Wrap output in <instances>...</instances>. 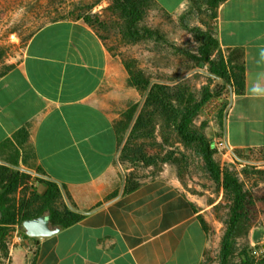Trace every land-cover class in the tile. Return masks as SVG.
<instances>
[{"label": "crops", "instance_id": "crops-1", "mask_svg": "<svg viewBox=\"0 0 264 264\" xmlns=\"http://www.w3.org/2000/svg\"><path fill=\"white\" fill-rule=\"evenodd\" d=\"M154 1L172 15L187 3ZM212 26L224 54L241 50L245 66L243 90L232 85L221 125L223 156L232 159L236 150H264V0H226ZM128 78L82 19L42 26L0 78V165L17 162L40 194L46 185L38 179L57 184L66 207L82 215L52 235L0 250V264H202L219 243L223 223L212 209L221 188L212 199V188L191 191L163 168L124 192L129 170L119 162L116 121L140 99ZM22 128L23 146L16 139Z\"/></svg>", "mask_w": 264, "mask_h": 264}, {"label": "trees", "instance_id": "trees-1", "mask_svg": "<svg viewBox=\"0 0 264 264\" xmlns=\"http://www.w3.org/2000/svg\"><path fill=\"white\" fill-rule=\"evenodd\" d=\"M224 1L187 0L178 23L197 42V48L194 52L177 48V53L193 62V66L185 67L183 74L194 67H207L210 74L223 82L222 85L212 89L204 86L196 91L189 78H176L168 83L157 81L146 69L136 66V61L127 58L121 60L129 76V86L145 98L142 104L140 101L131 103L116 121L118 141L122 144L119 162L129 170L125 176V193L134 191L143 179L146 180L140 172L148 169H153L150 175L156 176L160 165L169 164L176 167L180 177L185 169L199 167L208 180L223 190L226 201L221 206L226 210L223 216L225 229L220 240L217 263L253 264L248 233L257 220V204H264V191L245 189L236 170L229 164L222 166L217 160V149L204 132V125L197 126L195 123L203 103L211 96L219 95L225 84L234 85L238 92L244 87L243 53L234 50L225 55L215 29L207 23V20L216 19L218 8ZM50 4L52 11L46 15L49 20L38 25L30 38L47 23L82 19L97 32L110 53L115 49L108 43L112 33L122 40L167 43L162 31L146 24V16L151 9L171 17L154 0H114L105 9L111 15H106L104 21L97 14L74 16L72 13L67 14L61 3L54 1V6ZM203 24L207 25L206 29ZM111 26L115 28H109ZM11 68L1 72L0 78ZM217 121L221 130L223 110L217 114ZM16 139L20 145H24L28 140L26 128L19 130ZM240 154L241 151H234L237 159ZM12 165H0V246L5 254V240L12 227L18 226L22 235L28 237L21 226L25 220L47 215L53 225L68 227L82 218V215L66 207L58 185L43 179H38V182L45 183L44 193L40 194L36 187L32 188L27 197L24 195L16 203L14 197L29 181L30 175L16 169L17 162ZM241 237L244 238L243 244L239 242Z\"/></svg>", "mask_w": 264, "mask_h": 264}, {"label": "rangeland", "instance_id": "rangeland-1", "mask_svg": "<svg viewBox=\"0 0 264 264\" xmlns=\"http://www.w3.org/2000/svg\"><path fill=\"white\" fill-rule=\"evenodd\" d=\"M54 1L64 5L67 14L72 13L74 16L79 14H97L100 16V20L104 21L106 15H111V12L105 11V9L111 6L114 0H0V73L4 72L8 67H13L21 60L24 48L32 33L37 29L38 25L49 20L46 15L52 11L50 3L54 6ZM182 11L179 14H171V17H166L161 12L151 9L146 16L147 26L162 31L166 36L167 43L161 41L134 42L122 40L120 36L116 37L114 33H110L108 43L110 46H115L112 54L120 60L127 58L136 61V66L141 69H146L156 78L154 80L157 81H165L168 83L176 78H189L191 85L196 91L201 90L204 86H209L212 89L215 86L222 85L223 82L210 74L207 67H194L188 73L183 74L185 67L187 65L193 66V62L188 60L184 55L177 53V48L194 52L197 48V42L179 26L178 17ZM197 23L201 25L200 21ZM207 23L212 26L213 21L207 20ZM206 26V24H203L205 29ZM109 28L115 27L111 26ZM223 88L219 95L215 94L210 97L220 99V109L218 112L213 116L206 115L203 112L204 102L200 108L199 116L195 121L197 126L204 125L203 130L211 140L213 138L221 139L222 137L220 127L218 126L217 114L224 109L230 93L233 90L231 84H225ZM144 98L140 95L139 101L141 104ZM225 151V149L217 150L216 158L221 165L225 166L229 164L232 166L238 173V177L243 182L245 189H252L258 192L264 191V150L241 152L238 159L234 156L232 159L230 157L226 159L223 156ZM123 168L124 171L127 169L126 167ZM163 168H172L178 176L176 167L169 164L160 165V170L156 176L160 175V171ZM152 170L148 169L140 172V174L142 177L145 176L146 179L156 177L150 175ZM178 178L182 183L191 185V191L202 193L212 188V199L216 198L218 190L220 189L207 179L199 167L185 169L182 176H178ZM35 180V178H29V181L18 190L14 197L16 203L24 195L27 197L31 189L35 188ZM225 204L226 201L223 194L221 201L212 209L218 221L223 223V232L225 229L223 216L226 210L221 206ZM257 205L259 213L253 228L258 227L254 237L260 240L264 234V204L258 203ZM251 230L248 233L249 242ZM17 234L25 237L22 235V231L18 226L12 227L5 240L7 251L17 247L21 242L22 239L20 241L14 240ZM239 242L243 244L244 238L241 237ZM219 247L220 241L217 245H214L210 254L206 255L202 264H218L217 255ZM250 247L252 248L251 242ZM0 250H3L1 246ZM252 259L254 261L253 264H259L261 262V260H256L254 257Z\"/></svg>", "mask_w": 264, "mask_h": 264}, {"label": "built area", "instance_id": "built-area-1", "mask_svg": "<svg viewBox=\"0 0 264 264\" xmlns=\"http://www.w3.org/2000/svg\"><path fill=\"white\" fill-rule=\"evenodd\" d=\"M227 104L224 107L223 112L227 109ZM219 109H220V99L218 98H210L203 105V112L208 116H213L218 112ZM212 142L217 150L225 149L224 142L221 139L214 138ZM21 239H22L21 234H17L14 240L20 241ZM252 251H253V257L256 260L264 259V234L259 240V242L252 246Z\"/></svg>", "mask_w": 264, "mask_h": 264}, {"label": "water", "instance_id": "water-1", "mask_svg": "<svg viewBox=\"0 0 264 264\" xmlns=\"http://www.w3.org/2000/svg\"><path fill=\"white\" fill-rule=\"evenodd\" d=\"M2 218V210L0 208V219ZM22 228L28 237H45L58 232L62 227L54 228L49 217L42 215L38 218L23 221Z\"/></svg>", "mask_w": 264, "mask_h": 264}]
</instances>
